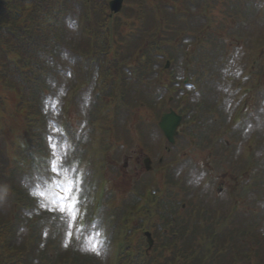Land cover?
<instances>
[{"label":"rangeland","instance_id":"obj_1","mask_svg":"<svg viewBox=\"0 0 264 264\" xmlns=\"http://www.w3.org/2000/svg\"><path fill=\"white\" fill-rule=\"evenodd\" d=\"M124 2L123 10L107 19V7L95 8L94 0L88 8L91 4L89 10L95 13L86 10L85 0L81 5L71 0L69 10L74 19L70 25L74 27L68 28L70 39L58 44L54 56L42 65L38 99L42 109L45 104L54 105L45 110L44 121L30 114V105L17 107L11 90L0 87L4 102L0 107V220L13 221L15 201L9 176L16 164L20 168L22 164V185L28 187L27 182L32 189L46 193L33 203V208L38 206V216L31 211L26 214L29 208L16 203V209L23 211H18L20 216L14 221V234L23 250L34 231L32 224L43 221L41 218L45 221L38 227L37 241L27 250L25 264H110L111 251L120 242L139 243L147 226L157 247L159 239L171 235V217L176 218L177 226L185 219L187 227L195 222L200 227L202 215L217 221L218 236L223 237L220 248L235 251L238 242L242 257L245 253L250 256L243 264H264V0ZM143 9L145 14L137 19L136 12ZM89 28L102 33L97 50ZM106 28L113 31L110 42L104 40ZM212 36L218 38V44ZM200 38L205 41H198ZM140 52L142 58L137 62L149 64V75L143 76L142 83L135 69L126 65L134 67ZM88 58L98 64L97 72L87 68ZM167 59L170 63L164 69ZM105 68L109 69L106 80L110 88L101 91L105 77L100 83L99 76ZM186 76L203 81L185 89L181 84ZM193 90L198 94L191 95ZM173 97L174 102L169 103ZM241 97L247 98L246 109L234 118L231 112ZM241 105L242 101L238 107ZM168 107L188 112L182 121L183 132L173 145L167 144L157 127ZM51 145L56 146L55 154L63 158L66 170L58 175L50 167ZM144 155L152 160L151 171L141 170ZM179 168L183 172L177 176ZM193 170L206 173L200 186L189 183ZM64 177L75 182L73 194L78 198L88 188L71 227L67 213L40 207L52 193L63 191L57 181ZM205 183L210 184L207 190ZM100 191L105 213L123 199L142 198L146 191L152 192L153 204L157 198L163 197V201L149 223L146 219L140 222L138 212L128 209L114 230L124 229V239L106 244L103 238L109 235L110 226L96 223L101 215L94 218L86 207L98 199ZM108 192L109 203H104ZM230 228L244 231H239L237 241L231 244ZM95 242L98 249L104 245L106 251L88 250Z\"/></svg>","mask_w":264,"mask_h":264},{"label":"trees","instance_id":"obj_2","mask_svg":"<svg viewBox=\"0 0 264 264\" xmlns=\"http://www.w3.org/2000/svg\"><path fill=\"white\" fill-rule=\"evenodd\" d=\"M75 1L77 3L80 0ZM94 1L100 10L106 2V0ZM69 2L70 0H0V87L13 92L17 107L30 105L33 109L30 114H39L37 107L40 104L38 97L42 93L39 89V81L42 80V65L45 62L48 63L54 56L58 44L70 39L67 33L73 17L69 12ZM89 6L91 8V4ZM100 33L95 32V43L102 41L98 38ZM104 34V40L110 42L113 31L110 29L107 31L106 28ZM109 45L107 48L110 49ZM95 46L97 47V44ZM91 60L94 61V59H87L86 66ZM126 65L128 68L135 69L138 78L145 75L146 65L143 62L133 64L134 67L131 64ZM108 73L109 69L105 68L104 77ZM105 87L109 90L110 84L106 83ZM3 103L0 98V107ZM10 190L15 202L23 204L24 208L29 206L28 212L31 211L38 216V209L32 207L36 197L32 194L28 195V192L19 186L14 185ZM162 198L158 199L159 203L163 201ZM159 203L148 206V210L142 212V217L151 214V210L157 211ZM117 211H121V208L111 209L107 213L103 212V216L106 215V221H114L118 214ZM41 219L43 221H37L34 229L45 224L44 218ZM202 220L204 224L201 231L192 232L191 237L190 235L185 236L184 226H177V222H170L171 235L168 234L165 238L159 239L161 240L158 243L159 246L154 247V245L148 253L142 249L143 247L141 248V243L131 244L130 241L124 245L121 244L117 264H243L244 260L249 259L250 256L247 253L242 257L244 251L238 242L235 244V251L220 248L219 240L221 242L223 237L218 236L220 228L216 225L217 221H208L205 217ZM12 228L13 224L10 221L0 220V264H25L26 253L30 246L28 245L25 247L26 250H23L20 246L21 241H15L13 238ZM240 230L239 228L229 229L228 242L230 244L237 241ZM241 233L243 234L244 231ZM33 242L35 238L31 235L26 243ZM254 243L259 245L257 241ZM71 255L72 252L68 251V256Z\"/></svg>","mask_w":264,"mask_h":264},{"label":"snow or ice","instance_id":"obj_3","mask_svg":"<svg viewBox=\"0 0 264 264\" xmlns=\"http://www.w3.org/2000/svg\"><path fill=\"white\" fill-rule=\"evenodd\" d=\"M55 145H51L52 148V158L50 160V167L54 174H59L61 171H66L62 168V157H58L55 154ZM60 188L63 190L62 192H54L48 200V203L41 202L40 207L46 208L48 211H59L61 215L67 213L69 218V226L74 225L75 220L77 218L78 213V204L79 198L77 195H74V191H76L74 185L75 182L73 180L67 179L64 177L63 180L57 181ZM67 194V195H65ZM32 195L39 196L41 198L45 197L46 193L44 191L34 190L32 191ZM67 235L71 236V233H67ZM97 235H99L97 233ZM88 250L98 251V242L92 243Z\"/></svg>","mask_w":264,"mask_h":264},{"label":"water","instance_id":"obj_4","mask_svg":"<svg viewBox=\"0 0 264 264\" xmlns=\"http://www.w3.org/2000/svg\"><path fill=\"white\" fill-rule=\"evenodd\" d=\"M110 9L114 12L118 11L121 6V0H111L109 2ZM180 116L175 114L173 111L165 113L161 116L158 126L162 130L164 136L169 142H173V137L176 135V128L179 124ZM147 238H149V234L145 233ZM149 244H151V240H148Z\"/></svg>","mask_w":264,"mask_h":264},{"label":"clouds","instance_id":"obj_5","mask_svg":"<svg viewBox=\"0 0 264 264\" xmlns=\"http://www.w3.org/2000/svg\"><path fill=\"white\" fill-rule=\"evenodd\" d=\"M69 27H74V25H69ZM183 172V168H179L176 171V175L179 176L181 175V173ZM190 176L192 177L189 180V183L195 185V186H200L201 181L204 179V177L206 176L205 172H200V173H195V171L193 170V172L190 173ZM204 189L207 190L210 187V184L205 183L203 185Z\"/></svg>","mask_w":264,"mask_h":264}]
</instances>
